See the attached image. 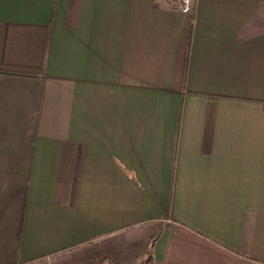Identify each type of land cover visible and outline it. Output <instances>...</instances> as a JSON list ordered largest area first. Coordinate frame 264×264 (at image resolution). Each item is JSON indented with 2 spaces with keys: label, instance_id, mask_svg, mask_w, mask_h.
<instances>
[{
  "label": "crops",
  "instance_id": "crops-1",
  "mask_svg": "<svg viewBox=\"0 0 264 264\" xmlns=\"http://www.w3.org/2000/svg\"><path fill=\"white\" fill-rule=\"evenodd\" d=\"M181 3L0 0V264H264V0Z\"/></svg>",
  "mask_w": 264,
  "mask_h": 264
},
{
  "label": "built area",
  "instance_id": "built-area-1",
  "mask_svg": "<svg viewBox=\"0 0 264 264\" xmlns=\"http://www.w3.org/2000/svg\"><path fill=\"white\" fill-rule=\"evenodd\" d=\"M184 4H183V9L185 10V11H191V4H190V0H184V2H183Z\"/></svg>",
  "mask_w": 264,
  "mask_h": 264
},
{
  "label": "rangeland",
  "instance_id": "rangeland-1",
  "mask_svg": "<svg viewBox=\"0 0 264 264\" xmlns=\"http://www.w3.org/2000/svg\"><path fill=\"white\" fill-rule=\"evenodd\" d=\"M180 1L182 2L181 4H182V6H183V4H184V3H183L184 0H180ZM192 2H193V0H190V4H191V6H193V3H192ZM148 252H149V251L145 252V253H147L146 258H149V257H148ZM140 254H141V257H142L143 254H144V252L141 251ZM141 257H140V259H141ZM146 258H145V259H146ZM140 263H142V261H140ZM144 264H145V263H144ZM147 264H148V263H147Z\"/></svg>",
  "mask_w": 264,
  "mask_h": 264
}]
</instances>
